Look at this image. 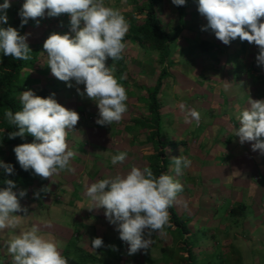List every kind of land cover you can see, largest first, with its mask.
Masks as SVG:
<instances>
[{"label":"crops","instance_id":"0c3cea01","mask_svg":"<svg viewBox=\"0 0 264 264\" xmlns=\"http://www.w3.org/2000/svg\"><path fill=\"white\" fill-rule=\"evenodd\" d=\"M137 4L134 0H106L107 6L121 9L119 11L127 16L126 20L135 17ZM190 6L187 19L204 18L197 10V0H193ZM159 14L167 27L172 29L176 26L178 13L171 0L164 1ZM193 25V28L183 33L177 44L171 46L167 81L172 94L170 93L166 108L163 109L162 132L172 144L168 147L167 157L171 159L173 156H183L192 161L182 176L170 172L183 185V191L174 202L175 213H178L180 220L188 215L193 219L196 217L195 223L200 228L209 229L210 240L202 243L207 246L201 245L199 254L214 245L215 250L222 247L225 257L231 254L233 264H264V154L259 150H252L254 142L241 144L239 137L234 135L235 128L240 126L237 116L248 107L249 98L264 99V67L256 63L259 49L255 44L242 42L238 38L225 45L215 37L214 32L203 30L201 34L203 28L196 29L197 24ZM205 33L210 35L206 36ZM203 37L211 40L215 37L220 44L215 49L220 54L215 66L217 68L201 54L200 41ZM125 43L124 54L133 62L125 75L128 79L133 78L129 80L133 83L128 89L134 99L135 84L154 88L162 72V65L154 51L139 47L131 41ZM231 55H241L237 59L239 70H234V64L229 58ZM109 63L111 58L106 61V67ZM253 65L261 68V78H258L259 74L253 75ZM44 82L45 77L42 75L34 83L41 85ZM63 97L68 100L66 108L75 110L78 114L83 110L82 105H95V102L70 90ZM181 105L184 106L183 109ZM96 108L98 107L95 106L94 109ZM192 109L200 113L198 124L191 118L188 122L185 121L186 113ZM140 113L127 107L119 123L96 128L90 138L85 127L70 130L67 143L76 153L70 162L75 171H64L49 178L48 185L41 191V196L44 197L39 199L38 205L31 198L34 194L19 197L21 190L28 193L27 187L14 191L23 210L14 213L22 217L20 223L11 228L13 234L37 226L41 234L51 235L60 242L62 255L77 261L89 260L90 263L95 260L96 263L92 262L94 264H162L160 261L165 256L163 252L169 250L168 247L171 250L177 247L181 249L184 237L178 232H175L174 237L166 232L164 241L160 234L154 233L147 250L141 249L129 255V245L119 238L116 226L108 222L104 209H87L90 202L86 190L92 183L117 173H127L133 165L140 168L147 165L143 156L147 146L131 142L134 141L133 137H124L130 131L129 127L133 126L130 124L131 117L134 119ZM96 114L98 116V112ZM138 137L141 138L139 135ZM140 141L142 140H138ZM120 152L127 154L125 161L113 165L112 156ZM140 163H143L142 167ZM45 188L49 190L44 191ZM52 191L59 196L58 201L48 199ZM229 203L232 207H229L228 213L233 221L229 224L226 221V225H222V222L217 221V212ZM241 207L245 211L243 216L232 217V211ZM232 225L235 231L232 230ZM213 229L220 230L221 235L217 240L213 237ZM12 237L10 234L5 240ZM96 237L102 238L104 242V246L98 250L91 246V240ZM186 246L189 249V245ZM7 249H3L6 259H12ZM89 254L92 256L88 257ZM183 254L188 256V252ZM177 264L191 263L181 261Z\"/></svg>","mask_w":264,"mask_h":264},{"label":"clouds","instance_id":"9594fccd","mask_svg":"<svg viewBox=\"0 0 264 264\" xmlns=\"http://www.w3.org/2000/svg\"><path fill=\"white\" fill-rule=\"evenodd\" d=\"M175 6H183L186 0H171ZM199 14L207 20L202 30L211 29L215 37L225 45L239 38L242 42L255 44L258 66L264 67V0H197ZM11 0L0 4V23L7 24V10ZM21 27L29 20L37 21L45 14L48 17L67 15L70 18L68 33H51L43 43L47 67L56 79L83 85V91L76 88L81 97L95 102L98 107L96 123L101 126L119 123L127 111L128 99L125 87L119 82L112 67L106 61L123 59L126 49L125 36L129 22L118 9L107 6L105 0H24L19 10ZM28 35H21L12 27H0V54L15 60L29 61L32 52ZM120 79H123L121 77ZM228 85H225L227 90ZM21 110L5 109L4 118L18 128L8 134L9 139L34 137L31 143L14 147L16 159L25 171L31 169L43 179H49L61 172H74L71 160L76 153L69 148L67 136L77 125L78 112L68 109L55 99V93L48 97L34 94L32 90L20 94ZM183 105L181 108L183 109ZM189 118L200 121V113L189 110ZM239 128L234 135L241 144L252 143V150L264 154V99L249 98L248 107L237 116ZM127 154L120 152L112 156L111 163H123ZM172 171L182 176L192 164L186 157H171ZM0 168L7 174L14 173L13 165L0 160ZM7 187L0 189V231L15 228L22 216L20 200L13 191V180H5ZM49 189L45 188L44 191ZM183 185L172 175H154L150 167L133 165L127 173H117L100 179L87 187L89 211L104 209L110 224L116 226L119 238L129 245L128 254L141 249L147 250L153 234H165L171 227L169 209L173 206ZM38 195V194H37ZM26 196V190L19 191V197ZM93 249L104 246L100 237L91 240ZM62 245L51 235L41 234L37 226L22 229L8 242V253L12 264H69L61 253ZM114 247V246H113Z\"/></svg>","mask_w":264,"mask_h":264},{"label":"trees","instance_id":"16d2710c","mask_svg":"<svg viewBox=\"0 0 264 264\" xmlns=\"http://www.w3.org/2000/svg\"><path fill=\"white\" fill-rule=\"evenodd\" d=\"M134 1L135 3H138L137 12L135 17H130V20H127L129 22V31L125 36V42L131 41L139 47H146L147 50L154 51L155 54L158 55L159 61L162 65V72L158 77L154 88L148 86L142 87L135 84L134 92L136 98H134L135 102L133 103V96L128 89L129 87H132L131 83L133 82H129V80L133 78L131 77L128 79L125 75L130 69L129 65L133 63L130 57H127V55L123 53L122 60L116 62L111 60L108 67L114 69L115 76L127 91V107L134 108L141 112L140 115H135L134 119L131 117L130 124H133V126L129 127L130 131L126 133L124 137H133L132 140L134 141L131 142H137L138 145L143 147L147 146L144 151L145 154L143 155L144 160L147 163L144 167H150L154 175L158 177L161 173L170 174L172 166L171 159L167 157L168 147L172 146V144L171 142H168V139L162 132V126L164 124L163 109L166 108L167 98L172 94L167 81V75L170 69L169 57L171 54V46L177 43L178 40L182 38L183 33L189 31V28H193L194 23L197 24L196 29L205 28L207 20L204 18L187 19V16L190 14V5L193 0H186V4L183 6L173 5V8L178 13V21L176 26L170 29L164 24V21L159 14V9L164 4L165 0ZM0 2H2V4L4 3L2 0H0ZM23 2L24 0L11 1V7L7 10L8 23H0V27L6 28L12 26L16 28L21 35L29 34L28 44L32 50L30 53L31 59L29 61L15 60L12 57H4L0 54V160L13 165L14 167L13 174H7L4 172L3 168H0V189L7 187L4 183L5 180H13L16 185V187L13 188V191L22 187H27L28 193H26V196L30 197V195L34 194V197L31 198L35 199V202H37L38 205L39 199L43 196H41V191L45 185H48V179L41 178L31 169L27 171L22 169L13 151L14 147L19 144L33 142L34 137L26 134L23 138L16 137L15 139H9L8 134L13 131H18L19 129L10 125L5 120L4 111L5 109H11L13 112L21 110L22 106L19 97L20 94L26 90H32L34 94L45 98L50 94L55 93V99L57 102L67 107L68 100L63 96L67 90L72 89L68 87L66 82H62L51 75L50 69L47 67L46 63V53L42 54L41 51H43L44 41L51 33H68L70 35H74V33H72L70 29V19L63 15L59 17H48L47 14H45L43 18H38V24L37 21L29 20L26 25L21 27V17L18 13ZM118 6L122 8L121 5ZM2 14L3 13H0V15ZM125 18H127V16ZM206 31L211 32L212 30L208 29ZM202 32L203 30L201 31V34ZM205 34L206 36L210 35L208 33ZM206 38L207 37H203L200 41L201 54L202 56L205 55L210 61H216L218 63L219 59L216 55L219 52H216L214 48H219L218 46L220 44L216 41L215 37H213V40H211V38ZM254 66L255 65H253V75L259 74L258 78H261V68L255 66L257 67L256 69ZM46 70L47 72L44 73ZM42 75L45 77V82L41 85H35L34 80L39 79ZM121 77H123V79H120ZM33 85H35V87H33ZM79 87L81 91H83V85H79ZM74 92L77 91L75 90ZM82 106L83 110L79 112L80 119L75 127L78 129L85 127L87 131L86 133L90 138L92 131H96V128L101 129L105 126L96 123V120L98 119L96 114L98 108L94 109L96 104L93 106L92 104L91 106H89V104H84ZM134 127L136 129H134ZM138 135L141 138H139ZM138 140H144V143L142 141L138 142ZM140 164L142 167L143 163ZM56 194V192L52 191L50 196H48L50 197L48 199H55L58 201L59 196H56ZM244 212V207L234 209L232 211V217H236L237 215L243 216ZM169 213L171 227H167V232L171 233V235L178 232L183 238L184 234L179 232L180 219L175 213L174 204L169 209ZM12 233L13 230L11 231V227L4 229L2 232L0 231V247L6 237ZM181 249H184L183 252H188L189 249H187L185 241H183ZM90 256L92 255L89 254L88 257ZM6 257L3 248H0V264H12V259H6ZM65 257L68 259L69 264H91L93 261L96 263L95 260L90 263L89 260L77 261L70 256ZM5 260H8L7 263Z\"/></svg>","mask_w":264,"mask_h":264},{"label":"rangeland","instance_id":"374dc122","mask_svg":"<svg viewBox=\"0 0 264 264\" xmlns=\"http://www.w3.org/2000/svg\"><path fill=\"white\" fill-rule=\"evenodd\" d=\"M214 49H217V48H214ZM219 55L220 54L217 53L216 57L219 58ZM238 56H241V55H234V56L231 55V57H229L231 63L234 64V70L238 69V67H237ZM211 63L213 64L214 68H217V67H215L216 64H217L216 61H211ZM46 72H47V70L44 73H46ZM43 80H44V78H42V81ZM34 81H36V80H34ZM71 83H72L73 86L70 87V89H72L70 91L74 92L76 90V88L79 87V86H77L74 81L71 82ZM132 102L134 103L135 99H132ZM171 173L173 175H176L172 171V169H171ZM172 174H170V175H172ZM178 196H179V194H178ZM229 207H232V205L230 203L228 205H226V206L223 205L221 207V209L217 212V221L222 222V225H224V224L226 225V221H229V222H227L228 224L231 221H233L229 217V213H228ZM191 217L192 216L188 215L184 219H181L180 222H179V224H180L179 225V232H182L184 234V241L186 242L187 245H189L188 256L186 257V255L183 254V250L184 249H180V248L177 247L176 249L171 250V248L168 247L169 250H167L166 252H163V255L165 254V256H164V259L161 260L160 262L162 264H168V263L177 264V263H179L181 261L190 262L191 264H233L232 263V259H231L232 255L231 254H227L226 257H225V254H223L222 251H221L222 247H218L217 248L215 246V248H217L215 250L214 249V245H210L209 248H205L204 251H202L203 253H201V254L198 253L199 249L201 248V245L204 246V247L207 246V245H203L202 243H204L205 241L208 242V239L210 240V233H209L210 231H209V229L200 228V226H198L197 223H195L196 222V220H195L196 217H194V219H193V217L191 219ZM190 220H191L190 223H192L191 224L192 228L190 227V223L188 222ZM232 227H233L232 230L235 231L234 225H232ZM166 232H167V228L165 229V234L161 235V237L163 238V241L167 237ZM212 232L215 233V235L213 237H214V239L216 238V240L221 235L219 229H213ZM167 233H169V232H167ZM185 233H186V235H185ZM170 235H171V233H170ZM172 235L174 237L175 234H172ZM11 236H14V234L12 233ZM161 237H160V240H162ZM3 242H4V245H3V247L1 246L0 248L1 249L2 248L3 249H7L9 239L4 240ZM7 251H8V249H7ZM190 253H193V255L190 256ZM212 253H214V254H212ZM182 255H183V257L185 259L182 257ZM227 256H229V258H227ZM186 258H187V260H186ZM7 261L8 260H5L6 263H7Z\"/></svg>","mask_w":264,"mask_h":264}]
</instances>
